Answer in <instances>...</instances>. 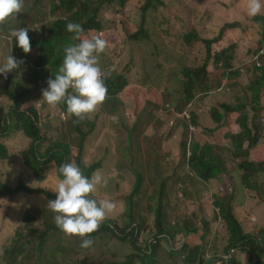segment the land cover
<instances>
[{
	"label": "rangeland",
	"instance_id": "rangeland-1",
	"mask_svg": "<svg viewBox=\"0 0 264 264\" xmlns=\"http://www.w3.org/2000/svg\"><path fill=\"white\" fill-rule=\"evenodd\" d=\"M102 1L82 0L83 4L98 9L99 15L92 16L96 15L104 25L101 33L107 49L100 57V67L105 80L123 76L127 87L114 97L107 96L101 109L99 106L80 121L66 115L61 105L52 109L46 102L36 104L42 100V90L48 88L47 81L54 79L58 71L50 65L52 60L45 64L46 69L38 68L36 63L46 52L64 56V47L78 41H73V34L67 31L69 22L61 23L67 20L66 12L55 7L61 0H24L17 19L0 25V64L8 55L23 61L6 77L0 75V129L5 122L3 116L13 106L4 94L8 87L26 98L23 110L34 107L38 112L39 130L46 139L41 153L53 141L69 148L70 154L65 156L68 161L81 155L86 168L101 170L107 185L99 186L92 198L110 200L117 205L105 223L119 231L132 226L135 232L140 230L137 245L143 249L157 243L158 231L165 235L160 237L158 248L148 251L154 255L151 259L154 264H185L183 257L195 251V247L202 248L200 255L207 264H255V254H247L242 248L227 252L230 234L219 216L220 203L231 206L245 234L257 239L260 263L264 264V170L252 176V172L248 174V184L256 189L246 191L244 172H235L243 157H235L232 139L227 138L233 135L227 133L224 138V133L215 131L216 123L211 117L213 108L227 104L240 108L231 114V129L238 130L237 120L244 115L249 118V127L254 116L264 125V11L250 17L247 0H161L163 5L159 7L151 4L153 0H129L124 6L101 4ZM21 27L29 29L31 52L28 54L14 39L8 38L12 29ZM229 28L238 29V34L231 37L232 43L226 42L220 49L219 43L227 37L225 32ZM101 33L86 34L85 38ZM255 40L261 42L257 43L258 49L240 51L242 42L251 44ZM254 53L260 55L257 61ZM207 85L209 89L205 91ZM196 90L200 93L187 104L190 91ZM197 99L215 125L212 129H207L211 123H206L205 118L206 128L191 124V113L197 116L194 111ZM257 107L261 111L255 114ZM219 112L223 115L220 109ZM98 123L105 130L91 144L93 132L100 128ZM9 134L0 136L3 146L0 153H7L6 158H0V182L11 188L20 184L56 194L52 191L59 177L56 165L49 164L42 179L36 178L26 165L25 152L30 150V139L20 130ZM257 143L264 144V132ZM248 144L243 146L245 151ZM193 146L197 163L207 161L202 166L206 176L216 168L213 187L211 179L203 182L192 168ZM222 170L230 172L231 177ZM48 201L40 194L0 197V264H10L11 259L19 264H46L44 261L55 260L78 264L77 261L88 258L87 264H123L130 256L141 257L134 252L130 236L123 239L102 233L95 239L96 249L92 246L84 249L80 247V237L70 238L54 230L43 249L44 261H37L36 257L27 261L26 255L32 251V246L27 244L30 236L39 243L44 223L56 225L55 213L47 210ZM20 234L24 251L17 256L14 241ZM186 243L189 246L183 255L171 253L182 251ZM147 260L134 264H152Z\"/></svg>",
	"mask_w": 264,
	"mask_h": 264
},
{
	"label": "trees",
	"instance_id": "trees-1",
	"mask_svg": "<svg viewBox=\"0 0 264 264\" xmlns=\"http://www.w3.org/2000/svg\"><path fill=\"white\" fill-rule=\"evenodd\" d=\"M129 0H104L101 2H108V4H118L120 6H124ZM155 3V7H159L163 5V2L161 0L151 2V4ZM99 4L100 6H102ZM150 4V1H149ZM152 6V5H151ZM150 6V7H151ZM56 8L58 9H63L64 12H66V21H63L61 23L67 24L68 22H75V23H80L83 28H84V34H91V33H96V32H102L104 31V25L101 21H99L96 17V15H99L98 9L95 8L92 4L90 5H85L83 4L82 0H61L60 5H55ZM149 8H146L145 10H148ZM96 14L93 15L92 14ZM60 23V22H59ZM231 25H226L225 27H229ZM57 27H59L57 23ZM220 37H222V33L217 37V41H220ZM214 44V42H213ZM208 54L210 53V49L207 50ZM55 60V63L53 61ZM49 60H52V63L50 65L54 66L57 70L63 60V55L61 54H53L52 52H46L43 56V58L39 59V61L36 63V66L40 69H46L45 64L48 63ZM206 67H202V69H205ZM207 72V69H206ZM105 85L108 89L107 96L114 97L117 94L121 93L126 87L127 84L124 83V77L119 76L117 77L116 80L112 79H107L105 80ZM209 86L207 85V88L205 91H208ZM197 92H192L190 91L189 96H187L186 103L189 104L191 103L192 99L196 97L200 92L196 90ZM4 94L8 97V99L13 102V106L10 108L8 114L4 115L5 117V122L0 129V136H8L10 135L13 130H20L22 131L25 136L30 139V150L26 151L25 154L27 156L26 158V165L33 171L35 174L36 178L42 179V175L44 174V168L49 166V164H54L56 165L57 170L59 167L65 163H70V162H75L81 169L84 175L91 177L92 174L95 172V167L92 168H86L83 165V159L82 156H78L76 160H70L68 161L67 156L70 154V150L68 147L62 148L60 145L57 143L51 141L48 143V148L41 153V145L46 142V139L43 137L41 134V131L39 130V124L37 122V118H39L38 112L36 111L35 108L33 107H28L26 110H23V106L25 104L24 97H21V95H18L16 92L10 90L8 87L5 88ZM194 111H197V108L200 105V100L197 99L194 102ZM23 105V106H22ZM63 109L66 110V103H61L60 104ZM22 107V109H21ZM262 108V107H261ZM219 109L223 112V115L220 114ZM219 109H212L211 110V117L217 124H221L223 119L225 118L224 124L227 125V130L228 132L231 131L233 136L229 137L227 136L228 139H232V143L234 144V150H235V157H243V160L241 163L238 165V169H236L235 172H244L245 175V181L243 180L244 184V189L251 190V189H256L253 186H250L248 184V181L250 180V176L248 174L250 172L251 176L255 173H259L260 171H263L264 169H260L259 167L264 166V144L258 145V140L262 136V132H264V125L260 124L258 122V119L254 116L253 117V122H252V127H249L248 125V116L244 115L242 118H238L237 123H238V130L234 131L231 129V114H234L238 111H240V108H235L227 104H222L219 106ZM263 109V108H262ZM261 109L257 107L254 109V113L260 112ZM264 111V109L262 110ZM254 114V115H255ZM206 115V114H205ZM210 115V114H209ZM197 116L199 120L197 121ZM195 115L194 113H191L190 118L192 121V125L197 126L200 123L201 116L200 115ZM1 118V117H0ZM8 119V120H7ZM257 119V120H255ZM79 120V119H77ZM80 121V120H79ZM199 122V123H198ZM200 125V124H199ZM195 127V128H197ZM241 129V131H240ZM240 131V132H239ZM253 131V134H252ZM249 143L248 147L249 149L247 151L244 150V144ZM262 146V147H261ZM0 148H3V146H0ZM246 148V146H245ZM79 149H83V146L79 147ZM186 148H184V155L187 154ZM242 151V153H239ZM191 154L192 157H190V162L194 163L192 166L193 169L197 170L195 173L197 177L202 179L204 182L208 181L210 179H215V170H210L211 174L205 175L203 173V170H205L202 166L207 165V161L203 159L202 164L200 165L196 161L197 153L194 148V146L191 148ZM29 155V156H28ZM1 156H4L3 158L7 157V153H0V158ZM240 160V158H238ZM214 172V173H212ZM223 174H227V176L230 178L231 173L226 172L225 170H222ZM22 194H40L45 196L48 200H54L56 199V194L51 193L49 191H45L43 189H33V188H28L25 187L24 185H18L16 188H11L5 184H2L0 182V197H15V196H20ZM93 195V194H92ZM220 208V214L223 217L222 220L225 221L226 223V229L228 230L230 234L229 238V244L230 248L227 251L230 253L231 250H235L239 248H242L243 251H245L247 254H255V257L257 258V262L255 264H261L260 263V251L261 249L259 248L258 241L256 238L253 239V235H248L245 234L241 222L236 218L234 215L233 209L231 206H225L224 204L220 203L217 205ZM43 228L45 229L43 232L40 233V238L41 241L39 243L36 242V238L34 236H30V239L27 241V244L32 246V251L31 253H28L26 255L27 261L33 260L32 258L36 257L37 261L38 260H43L44 257L42 256L43 249L44 247L48 244V239L53 237V232L54 230L56 231H61L56 227V225H50L48 222H45L43 225ZM140 232V230H139ZM135 232V229L133 226L129 229H124L119 231L118 228L113 227L110 223H105V220L99 227V229L92 233L90 239H92L95 242L96 237L100 236L102 233H110L116 236L117 238H127L131 237L132 238V245L134 252L139 256H130L128 261L123 264H134L135 261H146L147 260L149 263L154 264L155 261L151 260L154 258L153 254H150L148 251L149 250H155L156 248L159 247V242H160V237H163V235L160 231L157 232V237L155 238V241L157 242L155 245L148 247L147 249H143L137 245V240L139 238V235L141 233ZM189 232V231H187ZM124 235V236H121ZM160 235V236H159ZM167 238L171 236V233L168 232ZM22 235L20 234L18 238L14 241V244L17 245V256H20L23 254L24 251V245L21 243ZM79 242L81 244V238L79 239ZM149 242V241H148ZM148 242L146 244H148ZM189 246V243H186L185 245L183 244L184 249L182 251H174L172 250V254H175L176 256L183 255L185 252V247ZM94 249V243L92 245ZM252 249V250H251ZM239 250V249H238ZM202 248L201 247H195V251H192L187 254L186 257H183V262L185 264H196L198 261L200 264H207L206 261H204L203 258H201V253H202ZM201 258V259H199ZM89 259V258H88ZM85 259L82 262L77 261L78 264H87V260ZM10 264H19L15 259L9 260ZM46 264H64L63 262L59 260L53 261V263L50 262H45ZM111 264H121V263H111ZM199 264V263H198Z\"/></svg>",
	"mask_w": 264,
	"mask_h": 264
},
{
	"label": "clouds",
	"instance_id": "clouds-1",
	"mask_svg": "<svg viewBox=\"0 0 264 264\" xmlns=\"http://www.w3.org/2000/svg\"><path fill=\"white\" fill-rule=\"evenodd\" d=\"M23 8L24 0H0V25L9 19H17ZM246 9L250 17H255L264 11V0H247ZM66 27L73 34L72 40L78 43L64 47L63 61L54 74L55 78L47 81L48 88L42 90L43 99L36 104L46 102L50 108L56 109L61 103H66V115L82 120L94 113L107 98L105 72L100 67V57L107 49V41L103 33L85 38L80 23L69 22ZM28 31L22 27L12 29L8 36L25 54L31 52ZM22 63L12 55L6 56L0 64V75L6 77ZM24 100L26 103L25 97ZM58 173L57 183L52 189L56 199L48 201L47 210L55 213L56 227L63 234L70 238L80 237V247L90 248L94 241L88 237L117 207L113 201L92 198L99 186L107 185V180L99 169L91 177L84 175L74 161L61 165Z\"/></svg>",
	"mask_w": 264,
	"mask_h": 264
},
{
	"label": "crops",
	"instance_id": "crops-1",
	"mask_svg": "<svg viewBox=\"0 0 264 264\" xmlns=\"http://www.w3.org/2000/svg\"><path fill=\"white\" fill-rule=\"evenodd\" d=\"M232 26V25H231ZM231 26H229V27H231ZM238 29H235V28H229L226 32H225V34H226V36L227 37H229L230 39H231V37L232 36H236V34H238V31H237ZM227 37H225V39L224 40H221L220 41V43H219V48L221 49V48H223L224 46H225V43L227 42V43H232V39L230 40V39H228ZM256 42V43H255ZM255 42L254 43H251V44H248V43H244V42H242L241 43V46H242V48L240 49V51H242V52H246V51H248V50H256V49H258L259 48V46L257 45V43H261L260 42V40H255ZM254 55H257V59H256V61L260 58V55L258 54V53H254ZM247 56H245V57H242L243 59L244 58H246ZM241 59V58H240ZM221 90V89H220ZM219 90V91H220ZM42 99H43V97H42ZM262 103H263V101H262ZM46 104V103H45ZM204 104H206L205 102H204ZM264 104V103H263ZM104 105L102 104L101 106H100V109L103 107ZM204 109V106L203 105H199V107L197 108V111H196V114L197 115H200L201 116V120H200V127H204V128H206L204 125H203V123H204V118H205V122L206 123H208V121L211 123V126H209L207 129L209 130V129H212L215 125L211 122V120L205 115V113L202 111ZM62 113H64V112H62ZM62 113H61V115H62ZM63 116V115H62ZM224 121H225V118L223 119V121H222V123L221 124H217L216 123V129H215V131H219V132H221V133H224V138H225V135L227 134V133H230V134H232V132L231 131H229L228 132V130H227V125L225 126V127H223V125H224ZM99 125V126H98ZM98 125H97V127H100L99 129H97L95 132H93V138L89 141V143H91V144H93V143H96L99 139H100V137L97 135L102 129H103V127H104V125H102V123H98ZM107 129H108V125H107ZM105 129H103V131H104ZM234 131H236L237 129H233ZM240 131H241V129H240ZM239 131V132H240ZM233 135V134H232ZM122 138H125L124 136L122 137ZM214 170V169H213ZM212 173H214V172H212ZM216 179V178H215ZM215 179H211V187H213V182H215ZM200 180H202V179H200ZM203 181V180H202ZM204 182V181H203ZM207 187H210V186H207Z\"/></svg>",
	"mask_w": 264,
	"mask_h": 264
},
{
	"label": "built area",
	"instance_id": "built-area-1",
	"mask_svg": "<svg viewBox=\"0 0 264 264\" xmlns=\"http://www.w3.org/2000/svg\"><path fill=\"white\" fill-rule=\"evenodd\" d=\"M232 252H234V251H232Z\"/></svg>",
	"mask_w": 264,
	"mask_h": 264
}]
</instances>
